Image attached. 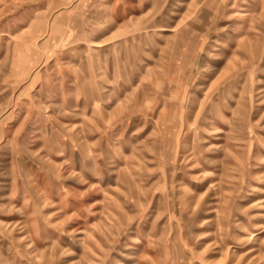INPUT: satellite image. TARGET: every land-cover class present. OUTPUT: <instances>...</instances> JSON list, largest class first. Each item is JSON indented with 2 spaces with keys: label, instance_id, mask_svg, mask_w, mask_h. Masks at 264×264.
Instances as JSON below:
<instances>
[{
  "label": "rangeland",
  "instance_id": "1",
  "mask_svg": "<svg viewBox=\"0 0 264 264\" xmlns=\"http://www.w3.org/2000/svg\"><path fill=\"white\" fill-rule=\"evenodd\" d=\"M0 264H264V0H0Z\"/></svg>",
  "mask_w": 264,
  "mask_h": 264
},
{
  "label": "bare ground",
  "instance_id": "2",
  "mask_svg": "<svg viewBox=\"0 0 264 264\" xmlns=\"http://www.w3.org/2000/svg\"><path fill=\"white\" fill-rule=\"evenodd\" d=\"M251 251V250H250ZM253 251V250H252Z\"/></svg>",
  "mask_w": 264,
  "mask_h": 264
}]
</instances>
